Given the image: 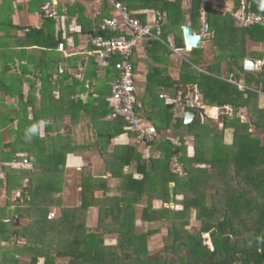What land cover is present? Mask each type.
<instances>
[{
	"label": "trees",
	"instance_id": "1",
	"mask_svg": "<svg viewBox=\"0 0 264 264\" xmlns=\"http://www.w3.org/2000/svg\"><path fill=\"white\" fill-rule=\"evenodd\" d=\"M49 1L30 0L29 4L38 5L40 14ZM114 1L142 25L153 23L156 13H161V24L154 25L161 29L164 43L143 45L154 63L170 60V36L177 48H184L181 29L186 25L199 29L202 12L214 57L206 61L203 48L187 52L177 80L159 67L148 74L135 110L139 120L151 123L156 132L145 144L146 152L138 144H113L124 133L125 123L122 118L107 120L112 111L108 104L112 68L104 71L91 64L87 78L95 84L90 83L92 93L84 102L72 98L77 82L64 83L70 75L53 81L47 74L52 65L44 63L38 71L41 87L36 90L32 83L27 97L18 75L8 77L10 86L0 84V130L16 121L19 126L9 132L13 142L3 145L0 137V190H5L7 200L16 189L19 196L0 207V264H20L19 257L26 256L28 264H264V50H251L264 45V0H245L247 11L256 19L246 28H237L229 13L216 15L203 0H189L188 9L182 6L183 0ZM230 2L237 13L240 1ZM107 4L103 1L101 18L80 24V35H102L99 25L107 16ZM64 6L67 26L75 12L83 16L81 4ZM42 22L39 29L27 28L23 45L56 50L61 32L54 36L55 23ZM135 56L134 52V70ZM245 59L259 62V69L245 70ZM4 68L0 77L8 70ZM97 83L99 87L92 88ZM193 87L199 93V107H183L184 113L196 114L195 123L185 125L183 111L175 117L174 105L167 107L161 95L177 98L179 93H193ZM6 97L15 99L17 107H4ZM202 107H228L233 116H222L219 130L207 120ZM241 110L245 121L238 116ZM3 111L7 112L3 115ZM66 118L73 127L89 131L94 141L82 146L73 132L50 137L47 126L45 137H39L40 122H52L58 132L67 128L63 125ZM170 131L177 143L157 139ZM187 141L193 142L192 155ZM75 154L89 159L95 155L100 171L84 169L85 174L76 173L71 182L66 158ZM25 158L31 159V169L3 167L13 159L23 163ZM69 181L78 197L71 207L65 206L64 196ZM53 210L58 215L49 218ZM11 216L17 217V225L26 224L14 231ZM192 220L198 223L196 230L190 229ZM137 224H145L146 230H139ZM164 227L163 247L152 253L149 240ZM204 235L209 236L208 244Z\"/></svg>",
	"mask_w": 264,
	"mask_h": 264
},
{
	"label": "crops",
	"instance_id": "2",
	"mask_svg": "<svg viewBox=\"0 0 264 264\" xmlns=\"http://www.w3.org/2000/svg\"><path fill=\"white\" fill-rule=\"evenodd\" d=\"M30 0H2L0 2V73L5 71L4 67L7 66L8 70L4 75L0 77V84H4L3 86H10V81L8 77L11 75H18V78H21L23 80L22 87H23V95L26 96V94L29 92L30 85L33 83L34 87L36 90L40 89L42 81L40 78H38L39 74V68L41 64H45L44 66L47 65H52L50 72L47 74L52 75L51 79L53 78L54 80H57L58 78L60 79L63 75L68 74L70 75L71 78L68 79V82H64L65 84H72L73 82L76 83V88H73L76 91V95L73 96L72 98L76 100H83V102L88 98L89 94H91L92 90L90 87L91 84H95L94 81L90 80L87 78V75H90V69H91V64L92 62H89L86 64L84 57L80 55L73 54V50H70L68 47L66 48V54L67 56L64 57L61 53L57 52L55 49H41L38 47H32V48H26L25 45H23V42L25 41L26 38V30L27 28L31 27L34 29H39L43 22L42 18L40 17V14L38 13V5H32L30 7L29 4ZM59 2V4L62 5H74V4H81L83 7V12H82V17H79V13L75 12V16H73L72 20L75 22V32L72 33L73 41L74 39V34L77 35L78 39V44L76 46H80L84 42V35H80L79 31L81 28L79 27L81 23H84L87 25L88 22H94V19L97 17H100V15H103L102 12V5L103 1L105 0H56ZM107 1V0H106ZM108 3V1H107ZM182 6L184 8H187L190 6V1L189 0H183ZM107 13L105 17H102L101 21L108 16H115V12L111 5L108 3L107 4ZM101 18V17H100ZM78 19H81L79 22ZM203 20V18H201ZM200 20V25H203V23H207L206 19L204 22H201ZM100 21V23H101ZM26 28V29H25ZM202 26L199 29L193 30L195 34H200L202 33ZM56 30L54 32L55 36ZM210 33L208 32L205 37H203V41L201 44V48L205 49L206 44L208 43V38L210 37ZM171 40V39H170ZM174 42V39L171 40ZM185 45V44H184ZM189 52V51H188ZM189 53L183 52L181 53V57L170 55V61H171V66H168L166 68L165 64H169L167 61L165 64L163 63H154L151 59L149 60L148 54L142 50V51H137L135 60L137 62L136 64V70L135 74L137 75V82L138 86L144 87L146 85L147 81V76L148 74L153 72V70L157 67L160 69H166V74L168 78L177 80L179 78V71L181 69V63L179 62L180 65H178L176 62L178 58L182 59V61L186 60V55ZM184 56V57H183ZM57 61V64L56 62ZM79 65H83L85 70V80L79 81L77 80L73 75L76 73L77 68L80 67ZM86 65V66H85ZM60 66H63L64 68V73L60 74L58 72V68ZM53 67V68H52ZM4 68V69H3ZM97 68V67H96ZM47 72V71H45ZM22 73V75H21ZM78 73V71H77ZM17 78V79H18ZM63 83V84H64ZM90 87V89H89ZM99 87V84L97 83L96 85L92 86V88ZM82 89H85V91H81ZM89 89V90H87ZM198 94V91L196 88L193 87V93H187L186 95H194ZM38 94H35V97ZM144 95L141 94L139 98H141ZM162 98L165 100V103L169 108L176 106L180 107L183 111L184 115V109L183 107L186 106L185 102L181 101L180 104L177 102V98L174 96H170L168 94H162ZM4 107H12L16 108L17 107V101L13 98H5L4 100ZM8 109V108H7ZM204 111V115H206V111L210 109V111L216 110V108H210V107H202ZM7 111L1 112V114L4 115ZM191 112V111H187ZM109 118L107 117V120ZM63 125H66L67 128L59 130L58 132L56 131L57 129L52 126V123L50 121L48 122H40V123H45V126L49 127V135L50 137H54L56 134L60 135H67L70 132H73L74 135H78L79 139L82 142V146L86 143H91L93 140V135L90 134L89 131L84 132L82 127L80 126H72L69 124L68 118L63 121ZM41 124H39L40 126ZM52 126L51 130L50 127ZM14 127L13 125L4 128V130H0V137L2 144L5 145L9 143L11 135L9 134L10 131H13ZM45 127L43 129L44 134H40L41 130H39V137L43 138L46 135ZM94 141V140H93ZM114 145H131V141L129 140L128 137L125 136L123 133L122 135L116 137L113 140ZM89 158H85L84 156H81L80 154H75V155H68L66 158V164H67V172L69 174V171L75 170L76 172L80 173L82 170H86L87 172H92L96 171L95 169H99L98 172L100 171V161L95 155H90ZM30 161L28 162L29 164L27 165L24 160L23 163H17L15 162L16 159H13V163L11 162L10 164L12 165H7L4 164V168H12V169H31V159L28 158ZM95 161V162H94ZM16 164L15 166H13ZM21 164V165H20ZM27 166L26 168L23 167H18V166ZM82 167V169H81ZM4 171V170H3ZM68 176V175H67ZM4 179V178H3ZM2 179V180H3ZM71 189V184L70 181L65 187V192L66 194L67 190ZM17 189L14 191V193H17ZM2 193H5V190L1 189L0 190V195ZM18 194V193H17ZM67 196V195H64ZM7 197V195H6ZM18 198V197H17ZM16 198V199H17ZM7 200V199H6Z\"/></svg>",
	"mask_w": 264,
	"mask_h": 264
},
{
	"label": "built area",
	"instance_id": "3",
	"mask_svg": "<svg viewBox=\"0 0 264 264\" xmlns=\"http://www.w3.org/2000/svg\"><path fill=\"white\" fill-rule=\"evenodd\" d=\"M1 1V0H0ZM115 12V16L105 18L99 25V31L102 35L87 36L80 46H76L72 33L75 32V22L70 20L67 26V17H65L66 7L60 9L59 2L50 0L42 5L40 9V17L44 20H52L56 26V33L61 32V39L57 45V52L61 53L64 57L67 56L66 48L73 50V54L84 57L87 63L92 62L98 69L106 70L112 68L114 71L113 80L110 81V93L108 104L111 108L109 119L122 118L125 123L124 131L125 136L128 134L134 135L133 140L135 143L145 145L151 141L154 129L152 127H144L142 121L139 120L136 114V102L143 89L138 86L137 75L132 64L134 52L139 51V47L150 42H161V29L156 22L155 17L146 25H142L138 20L134 19L131 14L120 4L114 0H107ZM240 1V8L237 13L233 12L231 2L227 0H210L212 3V11L216 15H225L229 13L233 17L235 26L237 28H246L254 24L256 19L253 20L250 12L247 11V4L245 0ZM259 21V19H258ZM257 21V22H258ZM168 48L171 54L181 57V53L191 51L192 49L185 47H174V43L169 40ZM116 60V61H114ZM260 65L255 61V66ZM74 77L79 81H84V66L79 65ZM86 66V65H85ZM63 66L58 68L60 74L64 73ZM41 78V75H38ZM193 103L194 107H199V95L192 96L181 93L177 96V102ZM2 165V164H1ZM0 165V169H1ZM54 213L49 214L52 218Z\"/></svg>",
	"mask_w": 264,
	"mask_h": 264
},
{
	"label": "rangeland",
	"instance_id": "4",
	"mask_svg": "<svg viewBox=\"0 0 264 264\" xmlns=\"http://www.w3.org/2000/svg\"><path fill=\"white\" fill-rule=\"evenodd\" d=\"M205 3H209V4H211L210 5V8L212 9V3L210 2V0H203ZM228 1V3H229V1H231V0H227ZM201 18H203V20L201 21V22H204V20L206 19L205 18V13L204 12H202V14H201ZM173 36H170V39L171 40H173ZM174 43V42H173ZM174 47H176L175 46V44H174ZM250 47H252V46H250ZM139 48H141V49H139V51H142L143 50V47H139ZM255 49H259V50H264V45L263 46H259L258 48H252L251 50H255ZM216 51V50H215ZM216 53H217V51H216ZM186 55H188V54H186ZM204 55H205V59H206V61H211L212 59H213V57H214V50L212 51V49H211V43H210V41L206 44V46H205V49H204ZM175 57V56H174ZM184 57V56H183ZM168 63H169V65L171 66V61L169 60H166ZM179 62L181 63L182 62V59H180V58H178V60H177V64L178 65H180L179 64ZM259 67H260V65H258L257 66V68L255 69V70H258L259 69ZM71 75V74H70ZM71 78V77H70ZM78 80V79H77ZM99 81H101V80H99ZM27 95H28V93L26 94V96L25 97H27ZM54 97H56L57 99L59 98V92H55L54 93ZM37 99H39V95H36V100ZM38 101V100H37ZM188 106H190V107H194V104L193 103H188L187 104ZM182 109L180 108V107H176V106H174V112H175V117H180V116H182V111H181ZM206 117H207V120H211L210 122H213V124H216V127L220 130V129H222V123H221V118H222V116H233V112H232V110H231V108H228V107H226V108H224L223 110L222 109H219V108H216V110H213V111H211L210 112V109L209 110H207L206 111V115H205ZM239 117H240V119H242L243 121H245L246 119H245V113H244V111H240V113H239V115H238ZM143 122V124H144V127H150V124L151 123H149L148 121H142ZM208 122V121H207ZM52 123V122H51ZM41 125L39 126V130H41V132H40V134H41V136H42V134H44V132H43V129H44V127H45V123H40ZM148 124V125H147ZM18 126V123H17V121L14 123V125H13V127H14V131L17 129L16 127ZM19 127V126H18ZM154 133H156V132H154ZM153 137V136H152ZM166 138H170V139H172V140H174V143H177L178 142V139H177V136L176 135H174L173 134V132L172 131H170V132H168V133H166V132H163V133H161V134H159V135H157V139H166ZM13 139L14 138H12V137H10V140H9V142H13ZM230 141V138L229 137H227V142H229ZM192 145H193V142L192 141H187V144H186V146H187V151H188V154L189 155H192V151H191V148H192ZM138 149H140L141 151H143L144 150V152H146L147 151V148L145 147V146H143V145H139V147H138ZM149 149V148H148ZM145 154V153H144ZM151 156H153L152 154H151V152H150V157ZM95 162V161H94ZM7 165H12V164H10V163H6ZM27 165L29 164V163H26ZM16 164H14L13 166H15ZM21 165V164H20ZM18 166V167H23V168H26L27 166ZM174 165H177L176 163H174ZM12 169V168H11ZM81 169H82V167H81ZM76 173H78V171L76 172V169L75 170H71V172L69 171V174H68V176H67V178H69V180L71 181V182H75V180H76V178H77V175L78 174H76ZM81 173H83V174H85V170H82L81 171ZM76 191H72V190H67L66 191V194L65 195H67L66 196V201H65V206H74V204H76V202H78V197H77V195H76ZM14 195V194H13ZM17 197H19L18 196V194L16 193L15 195H14V197H12L10 200L8 199V200H6L7 199V197H6V194L5 193H2L1 195H0V207H4L5 206V203L7 202V201H9L8 203H10V202H13V201H15V199L17 198ZM77 200V201H76ZM155 205L156 206H160V203H155ZM176 209H181V207L180 206H177L176 207ZM10 211H12V208H10L9 209ZM52 213H55V215H58V211L57 210H53V212ZM12 218H10V220L11 221H16L17 220V217H15V216H11ZM26 224V221H24V222H21V223H19L17 226L15 225V227H13V230L15 231V230H18L19 228H21L22 226H24ZM138 225V229L139 230H141V231H145L146 230V225L145 224H137ZM198 228V223L197 222H195L194 220H192V222H191V226H190V229H197ZM166 235V228L164 227V228H162V230H161V233L159 234V235H157V236H154V237H152L150 240H149V250L152 252V253H156V252H158V251H160L161 249H162V247H163V243H162V241H163V238H164V236ZM13 240H12V242L14 243V244H16V241H17V239H15V235H13ZM21 243H23L22 241H20ZM204 243H206V244H208L209 243V236L208 235H204ZM21 258V259H20ZM19 260H20V264H28L29 262H30V259H29V256H26V257H19ZM60 264V263H59Z\"/></svg>",
	"mask_w": 264,
	"mask_h": 264
},
{
	"label": "water",
	"instance_id": "5",
	"mask_svg": "<svg viewBox=\"0 0 264 264\" xmlns=\"http://www.w3.org/2000/svg\"><path fill=\"white\" fill-rule=\"evenodd\" d=\"M156 22L161 24V13L157 12L156 13ZM182 37H183V42L185 44V47L190 48L192 50L194 49H200L203 37H205L208 33V26L207 23H203L202 25V33L200 34H195L193 32V29L189 26H183L182 27ZM205 35V36H204ZM243 67L245 70L248 71H255L256 66H255V61L252 59H245L243 61ZM171 105H168V107ZM183 121L185 125H192L196 121V114L194 112H185L183 115ZM25 162H29L30 160L28 158L24 159ZM15 225H17L18 221H14ZM15 235V233H14Z\"/></svg>",
	"mask_w": 264,
	"mask_h": 264
},
{
	"label": "clouds",
	"instance_id": "6",
	"mask_svg": "<svg viewBox=\"0 0 264 264\" xmlns=\"http://www.w3.org/2000/svg\"><path fill=\"white\" fill-rule=\"evenodd\" d=\"M148 125V124H147ZM150 127H152L151 126V124H150ZM155 132V131H154ZM124 134H125V131H124ZM130 135H132V134H128L126 137H128L129 138V140L131 141V145H137L138 143H135L134 142V140H133V137H130ZM138 145H142V144H138ZM143 146H145V145H143Z\"/></svg>",
	"mask_w": 264,
	"mask_h": 264
},
{
	"label": "bare ground",
	"instance_id": "7",
	"mask_svg": "<svg viewBox=\"0 0 264 264\" xmlns=\"http://www.w3.org/2000/svg\"><path fill=\"white\" fill-rule=\"evenodd\" d=\"M202 26V25H201ZM211 112V111H210Z\"/></svg>",
	"mask_w": 264,
	"mask_h": 264
}]
</instances>
